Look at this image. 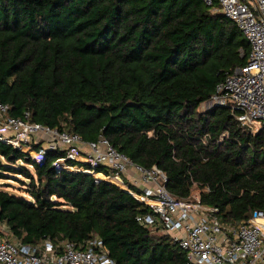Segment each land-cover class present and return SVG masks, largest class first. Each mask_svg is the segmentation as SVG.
I'll use <instances>...</instances> for the list:
<instances>
[{
    "label": "trees",
    "instance_id": "16d2710c",
    "mask_svg": "<svg viewBox=\"0 0 264 264\" xmlns=\"http://www.w3.org/2000/svg\"><path fill=\"white\" fill-rule=\"evenodd\" d=\"M250 50L237 24L202 0H0V102L86 141L103 134L136 164L163 170L177 197L197 192L221 218L242 221L264 210V128L200 106ZM62 155L39 164L0 142V179L29 180L30 197L0 187V221L14 236L97 234L117 264H187L169 235L141 225L146 208L128 190L58 171Z\"/></svg>",
    "mask_w": 264,
    "mask_h": 264
},
{
    "label": "built area",
    "instance_id": "2783aa9c",
    "mask_svg": "<svg viewBox=\"0 0 264 264\" xmlns=\"http://www.w3.org/2000/svg\"><path fill=\"white\" fill-rule=\"evenodd\" d=\"M213 11L231 18L250 42L245 65L233 67L213 95L203 104L226 107L246 129L264 128V0H202ZM202 104V105H203ZM12 106L0 102V142L43 163L49 151L63 155L53 162L58 170L91 173L128 190L146 208L138 216L144 227L169 235L185 252L187 264H264V210H253L242 221L221 218L218 208L201 203L199 194L179 198L166 186L167 175L158 166L145 168L117 150L100 134L86 141L77 133L34 122L31 113L11 114ZM206 109V110H208ZM253 124H258L254 130ZM89 164L85 168L78 163ZM103 166L107 172H96ZM129 168L138 174L127 181ZM132 184L138 190H132ZM0 264H117L97 234L73 242L64 237H44L24 242L0 221Z\"/></svg>",
    "mask_w": 264,
    "mask_h": 264
},
{
    "label": "rangeland",
    "instance_id": "374dc122",
    "mask_svg": "<svg viewBox=\"0 0 264 264\" xmlns=\"http://www.w3.org/2000/svg\"><path fill=\"white\" fill-rule=\"evenodd\" d=\"M208 109V107L206 105H201L200 106V110H206ZM253 128L254 130L258 129V124H253ZM4 162L5 159L1 158ZM8 176L10 178L7 179H0V187L4 188L12 193H15L17 195H22V196H26V197H30L29 194L27 193V187H28V182L29 180L26 179L25 177H23L22 175H17L14 173H9ZM19 179V180H18ZM24 180V181H21Z\"/></svg>",
    "mask_w": 264,
    "mask_h": 264
},
{
    "label": "crops",
    "instance_id": "0c3cea01",
    "mask_svg": "<svg viewBox=\"0 0 264 264\" xmlns=\"http://www.w3.org/2000/svg\"><path fill=\"white\" fill-rule=\"evenodd\" d=\"M138 174L135 172L133 168H129L127 171L125 178L127 181L131 182L130 179L136 177Z\"/></svg>",
    "mask_w": 264,
    "mask_h": 264
}]
</instances>
